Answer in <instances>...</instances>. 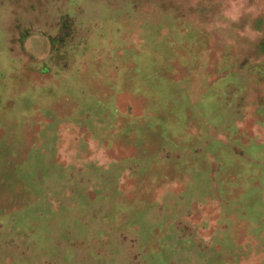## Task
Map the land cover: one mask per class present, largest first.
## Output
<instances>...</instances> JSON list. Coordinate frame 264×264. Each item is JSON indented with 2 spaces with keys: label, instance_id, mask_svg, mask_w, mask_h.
<instances>
[{
  "label": "rangeland",
  "instance_id": "rangeland-1",
  "mask_svg": "<svg viewBox=\"0 0 264 264\" xmlns=\"http://www.w3.org/2000/svg\"><path fill=\"white\" fill-rule=\"evenodd\" d=\"M0 264H264V0H0Z\"/></svg>",
  "mask_w": 264,
  "mask_h": 264
}]
</instances>
